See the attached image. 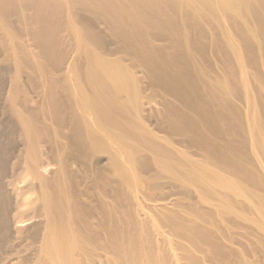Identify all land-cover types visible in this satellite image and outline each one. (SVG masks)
I'll list each match as a JSON object with an SVG mask.
<instances>
[{"label": "bare ground", "instance_id": "bare-ground-1", "mask_svg": "<svg viewBox=\"0 0 264 264\" xmlns=\"http://www.w3.org/2000/svg\"><path fill=\"white\" fill-rule=\"evenodd\" d=\"M198 1L207 7L212 0H0V45L5 38L9 41L16 65L14 77H9L0 61V105L14 103L23 60L37 63L36 68L48 61L55 68L41 67L37 73L42 111L56 127L50 131L42 125L38 112H0V264H92L89 260L95 256L99 264L205 263L197 257L198 253L208 256L201 250L209 246L201 228L187 225L167 231L153 224L152 233L145 232L128 222L126 227L116 211L115 179L121 177L126 182L122 185L134 186L130 179L139 161L151 162L159 175L178 177V173L167 167V153L150 144L154 135L130 124L121 95H132L137 79L108 55L104 38L105 33L111 36L123 46V53L140 59L151 80L170 84L171 91L184 98L199 120L178 116L173 106L165 107L162 120H170L190 141L203 142L206 151L216 154L214 136L225 138L227 117L218 114L224 111L213 104L214 96L210 103L201 96L192 69L195 53L188 59L174 55L187 52L191 44L189 36L184 37L193 28L185 4L198 12ZM12 17L16 24L7 20ZM23 40L28 45L21 44ZM156 42L168 45L156 47ZM72 45L74 57L65 61V51ZM167 49L174 58L167 56ZM8 115L15 120L13 128H8ZM104 154L108 157L100 160ZM199 170L190 171L189 177L198 181V175L201 182L204 176ZM86 178L92 179L91 191L80 185ZM155 203V210L168 215L177 200ZM137 213L149 222V215ZM174 243L181 244L184 252ZM219 251L216 259L228 263L232 257Z\"/></svg>", "mask_w": 264, "mask_h": 264}, {"label": "rangeland", "instance_id": "rangeland-1", "mask_svg": "<svg viewBox=\"0 0 264 264\" xmlns=\"http://www.w3.org/2000/svg\"><path fill=\"white\" fill-rule=\"evenodd\" d=\"M195 6L198 12H194L191 5L185 4V14L191 15L193 28L188 29L189 34L184 37L189 36L191 44L188 48L184 45L187 52L174 55L178 58L187 56L188 59L191 53H195L192 69L193 75L197 76L196 85L205 101L212 102L214 96L216 104H213L224 111L218 114L227 117V130L223 126L225 138L220 131H216L221 138L214 136L216 148L219 149L214 154L213 150L206 151L208 147L205 143L190 141L170 120H162L160 115L168 106L175 107L172 108L178 116L188 117L193 122L198 121L199 116L191 113L181 95L171 91L170 84L162 85L151 80L140 59L129 52L123 53V46L105 33L104 38L110 49L108 55L120 60L137 79V87L132 89V95H121L124 107L132 118L130 124L137 130L143 127L144 131L154 135L152 140L148 139L150 144L157 145L167 153V167L178 173V177L159 175L160 171L150 161V164L139 161L135 169L137 171L131 175L134 178L130 176L133 184L130 183L134 186L130 188L122 185L126 182L121 177L115 179L117 189L113 196L118 201L116 211L126 227L128 222L136 226L134 229L145 232L150 230L152 233L154 226L167 231L187 225L201 228L209 243V246L203 245L201 249L204 253L208 252V256L202 253L197 256L205 260L203 264H264V0H232L226 3L212 0L207 7L200 6L198 1ZM67 12L65 7L66 16ZM169 13L165 12V15H174ZM81 16L88 18L85 13H81ZM7 20L11 24L17 23L15 17ZM25 41H21V44L24 42L23 45H28ZM19 43L16 44L21 46ZM154 45L167 47L168 43L156 42ZM74 49L73 45L67 48L65 61L74 57ZM168 49L167 56L172 55L169 58H174V52L172 49L168 52ZM10 56L12 51L5 38L0 45L1 68L7 70L5 75L14 77L16 65ZM25 60L23 63L20 61V87L17 85L14 91L16 99L12 104L10 101L3 102L0 112H38L41 124L51 131L55 126L47 120L45 111H42L39 74L41 67L47 71L55 66L44 61L43 66L38 64L40 67L36 68L37 63L33 65L28 59ZM79 67L81 70L85 68L81 61ZM2 81L0 85H3ZM69 84L72 86V82ZM70 101L73 103V100ZM7 122L8 128L14 127L15 120L10 115ZM132 142L136 143L135 140ZM141 145L147 148L146 143ZM102 157L100 160L104 161L108 155ZM104 165L100 163L101 167ZM196 168L203 172L201 182L198 175V181L189 177ZM46 174L49 177L51 175ZM80 183L86 191L94 187L92 179L86 178ZM107 195H110L109 191ZM173 199L177 200V204L172 214L166 215L155 210V202L167 203ZM138 211L149 215V222L144 221ZM143 239L149 240L145 236ZM174 248L184 252L181 244L174 243ZM218 249L232 257L228 263L216 259V254L221 253ZM96 259L95 256L89 261L93 264L95 260L97 263Z\"/></svg>", "mask_w": 264, "mask_h": 264}]
</instances>
